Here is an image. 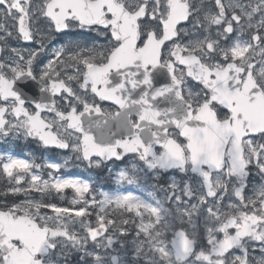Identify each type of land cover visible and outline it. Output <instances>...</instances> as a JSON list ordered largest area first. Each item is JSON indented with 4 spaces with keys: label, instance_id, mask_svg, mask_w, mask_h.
Here are the masks:
<instances>
[{
    "label": "snow or ice",
    "instance_id": "obj_1",
    "mask_svg": "<svg viewBox=\"0 0 264 264\" xmlns=\"http://www.w3.org/2000/svg\"><path fill=\"white\" fill-rule=\"evenodd\" d=\"M0 264H264V0H0Z\"/></svg>",
    "mask_w": 264,
    "mask_h": 264
},
{
    "label": "rangeland",
    "instance_id": "obj_2",
    "mask_svg": "<svg viewBox=\"0 0 264 264\" xmlns=\"http://www.w3.org/2000/svg\"><path fill=\"white\" fill-rule=\"evenodd\" d=\"M29 152H35L37 155L40 154L39 150L37 149V147L35 145H32V146L27 147V148L22 147L20 149L14 150V154L19 155L21 158H25V159L28 158L27 153H29ZM76 170L79 172H83L82 169H76ZM68 192L70 193L71 190H68Z\"/></svg>",
    "mask_w": 264,
    "mask_h": 264
}]
</instances>
